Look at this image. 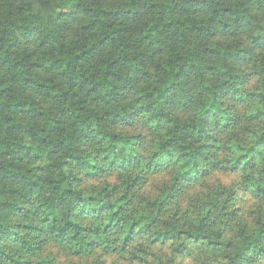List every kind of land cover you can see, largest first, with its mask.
Here are the masks:
<instances>
[{
    "label": "trees",
    "instance_id": "1",
    "mask_svg": "<svg viewBox=\"0 0 264 264\" xmlns=\"http://www.w3.org/2000/svg\"><path fill=\"white\" fill-rule=\"evenodd\" d=\"M218 168L264 203V0H0V263L144 241L264 264V209L239 220L225 185L182 201Z\"/></svg>",
    "mask_w": 264,
    "mask_h": 264
},
{
    "label": "rangeland",
    "instance_id": "2",
    "mask_svg": "<svg viewBox=\"0 0 264 264\" xmlns=\"http://www.w3.org/2000/svg\"><path fill=\"white\" fill-rule=\"evenodd\" d=\"M240 105L237 102L231 104L234 112H238L239 115L245 116L242 117L240 123L241 125L236 126L233 133L238 136H242L243 140L248 141L249 132L257 131L259 127V122L255 121L251 117V108L249 104L243 103ZM248 135L247 136H245ZM236 135V136H237ZM226 140H231V134H226V136L221 135L220 143L217 145L220 155L219 159H223L225 156L223 153H226L224 145ZM227 145V144H226ZM225 145V146H226ZM168 174L163 173L159 175H153L148 178L147 182L141 188L142 190L139 193L149 195L150 192L155 191L163 183L167 181ZM109 182H113L112 177H108ZM97 181L87 180L85 183V188L91 190L93 188L99 187ZM219 185H225L232 188L234 193V204L231 209L237 213V218L239 220H248L255 221L254 218L257 215V211L264 209V203L253 198L248 192L244 191L241 187V177L229 171H225L222 168H218L212 175L207 179V182L204 186H197L191 191L187 192L184 196V203H189L190 201L200 200L204 197L205 193H208L211 188H216ZM11 250H15L14 246L9 247ZM140 249L145 250L141 252ZM135 250H138V257L143 258H133L132 256L120 254L117 252L114 253H104L101 249L95 250V252L87 258L76 257L72 255L64 246L58 245L52 241H45L41 250L38 253L39 256L44 257L47 255H52L55 258L56 264H217L215 258L211 256L208 251H204L199 247L192 245V253L187 255H175L171 252L170 247L168 246H159L151 245L145 243L144 241H139L135 244ZM37 257L27 258L24 257L20 261L27 263L24 264H36ZM0 264H15V263H0ZM21 264V262L19 263Z\"/></svg>",
    "mask_w": 264,
    "mask_h": 264
},
{
    "label": "clouds",
    "instance_id": "3",
    "mask_svg": "<svg viewBox=\"0 0 264 264\" xmlns=\"http://www.w3.org/2000/svg\"><path fill=\"white\" fill-rule=\"evenodd\" d=\"M224 264H228V261H225Z\"/></svg>",
    "mask_w": 264,
    "mask_h": 264
}]
</instances>
